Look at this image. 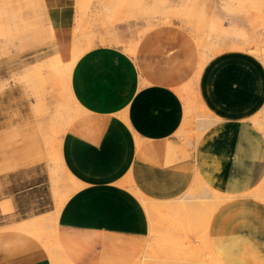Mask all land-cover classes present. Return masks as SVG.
<instances>
[{
    "label": "crops",
    "instance_id": "obj_1",
    "mask_svg": "<svg viewBox=\"0 0 264 264\" xmlns=\"http://www.w3.org/2000/svg\"><path fill=\"white\" fill-rule=\"evenodd\" d=\"M43 5L53 52L68 59L74 0ZM199 61L191 35L169 25L143 34L133 56L97 45L75 61L70 91L82 114L60 148L76 189L56 224L66 261L51 260L38 239L11 228L54 209L30 214V199L40 200L45 183L26 182L32 168L25 165L0 173V264H144L147 257L145 264H196L204 256L197 209L172 202L198 176L228 198L208 225L213 256L220 264H264V201L251 197L264 181V61L242 49L206 59L197 92L213 125L189 147L180 136L187 107L181 91Z\"/></svg>",
    "mask_w": 264,
    "mask_h": 264
},
{
    "label": "rangeland",
    "instance_id": "obj_2",
    "mask_svg": "<svg viewBox=\"0 0 264 264\" xmlns=\"http://www.w3.org/2000/svg\"><path fill=\"white\" fill-rule=\"evenodd\" d=\"M73 15L68 59L59 58L51 46L53 29L43 0H0V173L28 165L32 169L26 182L31 184L38 177L45 183L40 200L36 202V196L30 199V214L54 206L53 211L13 227L43 219L45 225L24 233L38 239L49 257H63L57 241V218L76 189L63 170L60 146L66 129L82 114L70 91V77L75 61L85 51L112 45L133 56L139 39L154 27L169 25L187 31L200 52L197 72L181 91L187 107L180 136L189 147L213 125L205 118L197 92L206 59L223 50L242 49L264 61V0H74ZM197 183L194 194L202 186L200 180ZM187 197L172 203L186 208ZM198 201H194L196 207L201 204ZM142 202L148 212L154 210V205ZM216 209L204 210L207 216L203 210H198L200 214L196 211L203 244L209 215ZM207 250L204 244V257H211Z\"/></svg>",
    "mask_w": 264,
    "mask_h": 264
},
{
    "label": "bare ground",
    "instance_id": "obj_3",
    "mask_svg": "<svg viewBox=\"0 0 264 264\" xmlns=\"http://www.w3.org/2000/svg\"><path fill=\"white\" fill-rule=\"evenodd\" d=\"M199 179H201L199 176H198V178L196 179V181H195V183H197L198 181H199ZM263 183L260 185V187L258 188V189H256V191H254L253 193H251V194H249V195H251V197H253V198H255V199H259V200H262V201H264V181H262ZM197 184H199L200 185V183H197ZM199 185H193V187L185 194V197H186V195L187 196H189V197H187V198H185L184 199V201L186 202L185 204H186V206L188 205V207H193V208H196V209H198V207L200 206L201 208V210H209L210 208H218L220 205H222L223 203H224V200H227L228 198L226 197V196H224V195H222V194H219V193H217V192H215V191H213L211 188H209L208 186H206L205 185V183L203 184L202 183V186H201V189H200V191L199 192H197L196 194H194L193 192H194V189L197 187V186H199ZM196 192V191H195ZM248 195V194H247ZM184 197V196H183ZM189 198V199H188ZM188 199V200H187ZM199 200V201H198ZM194 201H198V203H201V204H198V206L196 207V205H195V203L196 202H194ZM144 202V201H143ZM182 203H184L183 201H181ZM187 202H188V204H187ZM193 202V203H192ZM147 203H149V202H147ZM180 203V202H179ZM192 203V204H191ZM189 204H190V206H189ZM152 205V204H151ZM184 205V204H183ZM193 205H195V206H193ZM178 206V205H177ZM169 207V206H168ZM183 208V207H182ZM147 210V209H146ZM149 210V209H148ZM153 210V209H152ZM199 210V209H198ZM198 210H197V212H198ZM201 210H199V211H201ZM188 211V210H187ZM204 211V212H205ZM210 211V210H209ZM207 212V211H206ZM206 212H205V215L207 216V214H206ZM194 213V212H193ZM199 214L201 213V212H198ZM197 213V214H198ZM203 213V212H202ZM212 213H214V211L212 212ZM196 214V213H195ZM209 214V213H208ZM166 215V214H165ZM201 216V215H200ZM203 216H204V214H203ZM210 216V218H211V216H212V214H210L209 215ZM208 216V217H209ZM207 217V218H208ZM51 219H53V216H51L50 217ZM50 218H49V220H50ZM197 218V217H196ZM203 218V217H202ZM202 218H201V220H202ZM206 218V217H205ZM199 219H200V217H199ZM209 219V218H208ZM201 220H200V222H201ZM204 220V219H203ZM210 220V219H209ZM193 221V220H192ZM47 222H48V220H47ZM46 222V223H47ZM196 222H197V220H196ZM26 223H28V222H26ZM202 223H204V222H202ZM208 223V222H207ZM43 224L45 225V223H44V220L42 219H40V220H36V221H31L30 223H28V224H26V225H24V226H21V227H11L12 229H14V230H16V231H21V232H28V231H33L34 229H37V228H39V227H42L43 226ZM199 225H200V223H199ZM202 225V224H201ZM203 225H206L205 223L203 224ZM209 225V224H208ZM200 227V226H199ZM204 227V226H203ZM206 227H207V229H208V226L206 225ZM11 228H9V229H11ZM205 228V227H204ZM198 229V228H197ZM206 231V229L204 230V232ZM202 234V233H201ZM204 235V234H203ZM196 236V235H195ZM173 238V237H172ZM205 240V239H204ZM201 242V241H200ZM203 242V241H202ZM203 244V243H202ZM204 244H205V246H207V244H206V242H204ZM150 246V245H149ZM199 246V245H198ZM194 250V249H193ZM205 251V250H204ZM208 251V250H207ZM204 253H206V252H204ZM204 253H202V254H204ZM148 254V253H147ZM197 254V253H196ZM208 254H211L212 256L211 257H204V256H202V257H197L198 259L197 260H199V261H197V263L196 264H220V262L217 260V258L216 257H214L213 256V254H212V251L210 250V251H208ZM149 255V254H148ZM190 255V254H189ZM63 256V255H62ZM57 258H59V260H62V261H66L65 260V257L63 256V257H50V259L51 260H54L55 261V259H57ZM154 258V257H153ZM152 258V259H153ZM184 258V257H183ZM143 259H144V257H143ZM147 259H149L148 257H147ZM146 259V260H147ZM177 259V258H176ZM192 259V258H191ZM194 259V258H193ZM196 259V258H195ZM145 259H144V264H145V261H146ZM180 260V259H179ZM140 261H142L143 262V260H140ZM148 261V260H147ZM164 261V260H163ZM183 261V260H182ZM68 262H69V260H68ZM154 262H155V260H154ZM184 262V261H183ZM55 263V262H54ZM53 263V264H54ZM141 263V262H140ZM151 263V262H150ZM157 263V262H156ZM172 263H174V261L172 262ZM65 264H66V262H65ZM71 264V263H70ZM152 264V263H151ZM153 264H155V263H153ZM160 264V263H159ZM175 264V263H174Z\"/></svg>",
    "mask_w": 264,
    "mask_h": 264
}]
</instances>
